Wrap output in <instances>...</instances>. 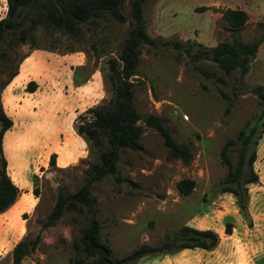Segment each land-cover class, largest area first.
I'll list each match as a JSON object with an SVG mask.
<instances>
[{"label":"rangeland","instance_id":"1","mask_svg":"<svg viewBox=\"0 0 264 264\" xmlns=\"http://www.w3.org/2000/svg\"><path fill=\"white\" fill-rule=\"evenodd\" d=\"M4 3L0 0V7ZM224 9L246 13L237 30L222 17ZM5 10L0 8V18ZM129 10L124 0L119 8L123 22L100 16L95 24L81 25L73 37L62 36L50 26H37L7 59L2 52L8 45L0 42V104L15 122L4 135L2 151L7 174L19 186L18 197L22 196L12 206L11 216L0 215V264H11V249L17 241L36 235L35 249L20 264H96L73 248L86 224L83 214L65 211L45 228L41 221L59 187L73 192L84 183L83 170L93 155L71 127L74 130L88 115V108L111 96L107 61L116 58L126 36ZM142 18L155 46L139 47L132 77L135 110L141 118L159 117L175 141L189 146L192 159L184 164L170 156L159 134L144 127L142 150L120 152L117 178L106 176L91 185L101 240L114 258H122L141 244H161L166 235L172 236L197 215L215 230H223L227 222L231 226L241 222L264 231V125L258 130L253 162L257 182L246 186L243 210L231 194L219 191L226 168L218 157L225 140L234 138L259 111L253 89L259 85L264 90V0H145ZM221 41L258 42L244 74H225L204 57L203 51ZM36 48L44 64H37L33 71L35 90L26 91L30 80L2 85L17 61ZM78 66L88 74L79 85L68 75ZM52 153L54 165L49 164ZM229 157L234 163L235 152ZM181 178L194 180L187 195L176 190ZM27 191L28 200L23 197ZM126 264L170 263L160 254Z\"/></svg>","mask_w":264,"mask_h":264},{"label":"trees","instance_id":"2","mask_svg":"<svg viewBox=\"0 0 264 264\" xmlns=\"http://www.w3.org/2000/svg\"><path fill=\"white\" fill-rule=\"evenodd\" d=\"M123 1L5 0V14L0 18V42L8 45V49L2 52L4 58L7 59L19 45L24 44L34 29L40 25L53 27L62 36L73 37L77 35L81 25L95 24L96 18L100 16L110 15L123 22L124 16L119 12ZM127 1L130 7L129 28L116 58L107 61L106 79L111 96L105 102L88 108L86 111L88 115L74 125L75 133L84 140L88 153L93 155L83 170L84 183L73 192H67L65 188L59 187L51 210L41 221V228H45L52 226L65 211L83 214L86 224L80 229V235L73 242V248L94 259L96 264H126L145 256L172 254L182 249L211 250L218 242L217 233L211 229H196L182 225L172 233V236L166 235L165 240L159 245L141 244L124 257L114 258L110 247L101 240L100 223L96 218L95 198L91 193V185L106 176L117 178L120 152L125 148L132 151L142 150L140 137L144 127L151 128L159 134L170 156L184 164L192 159L189 146L175 141L159 117L148 114L141 118L135 110L132 77L136 75L139 47L141 45L154 47L155 41L144 29L142 5L145 0ZM222 17L232 29L237 30L246 20V13L240 9H224ZM257 47V41H221L203 51V54L225 74L236 71L242 75L247 70V64ZM24 57L17 61L2 85H6L16 75L17 65ZM80 67L73 68L72 72V81L78 85L88 77ZM35 87V82L29 81L25 89L27 92H33ZM253 92L259 101L258 113L234 138L226 139L218 153L220 163L226 168V173L219 183V191L231 194L238 207L241 204L245 205L247 201L246 186L257 182L253 162L256 158L258 130L264 125V90L258 85ZM140 120L143 125L139 123ZM11 125L12 120L4 113L0 104V213L15 201L19 193L18 187L7 174V163L2 151V135ZM232 151L236 154L234 163L229 157ZM54 155L52 153L49 156L50 165H54ZM175 187L179 194L187 195L194 187V180L181 178L175 183ZM32 193L35 196L37 194L34 190ZM231 228L230 223H225L224 233L230 234ZM38 241V235L31 240L17 241L11 249V264H20L22 258L35 249Z\"/></svg>","mask_w":264,"mask_h":264},{"label":"crops","instance_id":"3","mask_svg":"<svg viewBox=\"0 0 264 264\" xmlns=\"http://www.w3.org/2000/svg\"><path fill=\"white\" fill-rule=\"evenodd\" d=\"M3 11L5 10V3L3 7H0ZM39 55L37 54V48L32 49L19 63L17 68L16 75L11 79L10 83L18 81H35L33 78V71L37 68V64H44V59H38ZM74 68V67H73ZM73 68L70 69V81L72 79ZM62 72H65L64 69H61ZM64 75H67L65 73ZM29 82V81H28ZM27 83V82H26ZM80 85L78 87H82ZM77 88V87H76ZM30 93V92H29ZM12 125L14 121L13 118ZM10 130V129H8ZM6 130L2 135V141L4 135L8 133ZM72 133L79 139L80 142H83L80 136H78L73 128L71 127ZM72 135L70 134L68 139L71 144ZM79 143V142H77ZM85 144V143H84ZM19 187V186H17ZM19 189V188H18ZM20 190V189H19ZM31 195V194H30ZM22 197V196H21ZM21 197H16L15 201L0 215H12L11 208L15 203H18L22 200ZM25 199H29V191L26 195L23 196ZM23 202V203H22ZM20 205L26 204L22 201ZM26 207H23L24 211ZM208 220L201 216H193L185 225L196 228V229H211L215 231L218 235L217 245L211 250H205L201 248H192V249H182L172 254H165L164 257L168 258L170 264H264V231L260 230L258 232L256 224L248 226L244 225L241 222L233 224L230 234L224 233L220 228L215 230L207 225ZM18 229V225L15 228H12L13 233Z\"/></svg>","mask_w":264,"mask_h":264},{"label":"water","instance_id":"4","mask_svg":"<svg viewBox=\"0 0 264 264\" xmlns=\"http://www.w3.org/2000/svg\"><path fill=\"white\" fill-rule=\"evenodd\" d=\"M244 207V205L243 204H241L240 206H239V208H243Z\"/></svg>","mask_w":264,"mask_h":264}]
</instances>
